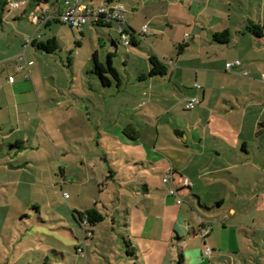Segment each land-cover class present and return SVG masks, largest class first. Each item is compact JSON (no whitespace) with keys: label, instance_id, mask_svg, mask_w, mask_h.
<instances>
[{"label":"crops","instance_id":"crops-1","mask_svg":"<svg viewBox=\"0 0 264 264\" xmlns=\"http://www.w3.org/2000/svg\"><path fill=\"white\" fill-rule=\"evenodd\" d=\"M20 1L0 0V41L7 39V47L14 46L11 56L0 60V98L3 100L0 105L7 110L18 102L39 100L40 96L35 84L30 85L23 80H28L27 76H32L37 71V67L32 64L29 57L36 55L44 57L49 54L30 46L24 48V39L38 35L43 27L48 28L49 33L54 32L56 29L53 25L62 24L55 20L56 13L67 8L66 0L48 2L23 0L21 2H24L25 9L9 8L11 3H20ZM203 1L202 5L196 6L193 10V0H114L112 5L122 6L125 28L133 32L139 46L134 51L126 50L128 54L125 63H128L133 56L140 59V66L136 67L134 63L133 70L125 68L128 75L126 83L116 70L119 75L118 83L106 74L105 76L110 80L109 86L92 83L89 84L88 90L101 92V98L105 99V103L111 102L113 98L118 99L120 107L131 110L134 115L128 114L132 118H120L114 123L110 122L104 130L91 128L89 131L87 124L91 120L87 122L81 118L78 122L83 124L80 129H84L85 132L80 133L81 138L77 137V140L80 138L108 141L107 149H103L104 155L110 157L111 163L110 168L105 169L107 171V174L103 175L105 181L117 180L114 170L118 172L119 169L124 168L117 162V158L113 161L118 165H114L111 158L114 155L112 151L108 153V148L113 142L121 148L116 149L118 157L122 155L123 165H126L125 168L130 174H134L135 167L141 169L140 177H135L134 174L135 178H130V184H136L137 179L141 181L135 185L137 189L127 186L129 190L135 192L137 206L130 208L126 202H123L122 210L112 209L111 211L118 215L112 213L109 216L111 225L108 229L114 232L117 241L120 238L125 250L128 243V247L135 252L132 258L138 264H192V260L185 257L182 247L183 243L190 246L197 238L200 239V248L196 247L194 250L196 255L198 258L201 256L209 260L197 261L195 264L215 263L210 258L211 249L209 255L203 253L204 247H208L206 242L215 232L210 230L205 237L197 236L198 230L204 227V223H208L209 217L205 218L206 222L198 223L194 215L197 213L196 206L207 213L218 212L225 193L230 197L247 195L251 205L257 211L264 212V88L262 87L264 80L261 79L264 75V32L261 38H256L245 30L249 23L264 28V0L257 1V17L251 12L244 14L238 11V14L232 9V3L244 7L246 1L251 6L253 0H226L228 4H223L222 9L211 4L212 0ZM102 5L108 4L105 0H81V8H97ZM12 13L17 14L13 16ZM26 13V18L30 21L33 13H41L43 17V22L39 25L30 22L35 27L34 32L24 30L21 24L14 21L19 17L22 19ZM89 25L97 33L98 45H103L102 48L107 55L112 57V50L118 54L120 43L125 46L120 37L114 39L111 33L105 34L101 29L113 28L118 34L115 22L102 27ZM143 26L147 27V32L144 34L141 33ZM167 26L170 27V31H167ZM174 27L176 31L173 34ZM6 30L8 31L5 32ZM224 30L230 33V42L228 44L214 42L212 34ZM78 32L82 38H85L86 32L89 31L85 25ZM51 37L56 38V36H43L39 40L44 41ZM142 41L145 42L143 47L140 46ZM76 43L80 45L79 42ZM176 44L185 47L181 52H176ZM22 52L23 61L19 62L17 57ZM94 53L98 63L104 64L99 52L94 50L92 54ZM151 55L156 56L166 65L167 72L163 76H149L148 59ZM235 61H239L240 66L230 71L225 69L227 63ZM6 64L8 70L3 67ZM10 70L15 74L14 78L9 75ZM196 84L199 89L195 88ZM165 96L172 103L171 106H163L162 97ZM190 98H196L199 103L195 107L197 111L187 120L183 119L184 124L175 114L177 109L187 110L186 101ZM88 99H91L90 95ZM87 101L92 102L94 106L92 100ZM63 103L61 102V105ZM162 106L164 108H161ZM4 107L0 106V109ZM163 109L164 112L161 113ZM169 114L172 116V122L168 119ZM5 125L7 124L0 123V131ZM46 125L44 121L43 129L48 135ZM187 127L188 131H186ZM166 128L174 129V133H177L174 135L176 138L172 139L173 136H169L168 145L163 143L162 147H158L161 135L167 134ZM23 142L16 141V146L22 145ZM9 155L11 159V154ZM85 155L82 154L79 164L87 169L86 183H78L75 188L88 187L92 193L93 187L99 186L95 182L96 160L93 158L88 162ZM97 155H100L99 159L103 162L101 154ZM13 162L7 163L9 168H14ZM171 170L190 183L189 188L178 191L182 199L179 204L176 198L167 194L170 190L167 185L165 190H162L161 187L153 189L149 184L152 181L150 173L160 174L163 183L166 173ZM127 178L125 175L126 181ZM219 189H223L224 192H220ZM104 207L106 208L105 205ZM91 209L99 212L104 220L105 214L100 212L97 205L84 208L83 214ZM228 212L235 214L234 207ZM73 213L80 217L82 212L73 210ZM73 219L76 223L81 220ZM260 225L258 228L244 229H252L255 234H260L264 232V225ZM62 230L70 233V238L67 239L76 241V245L61 242L59 248L56 247L58 252L50 251L60 256L57 261L64 264L69 262L80 264L79 259L85 260L86 255L80 246L74 227L63 226ZM133 236L138 239L136 244L132 242ZM180 241L183 243L180 244ZM21 248L19 261L23 260L25 264L35 262L34 259L44 263L48 261L46 250L42 251L31 246ZM170 249L173 254H170ZM165 250L169 253L166 257ZM33 252L36 254L34 257L31 256ZM126 255L129 256L128 253ZM179 255H182L180 263L177 262Z\"/></svg>","mask_w":264,"mask_h":264},{"label":"rangeland","instance_id":"rangeland-1","mask_svg":"<svg viewBox=\"0 0 264 264\" xmlns=\"http://www.w3.org/2000/svg\"><path fill=\"white\" fill-rule=\"evenodd\" d=\"M257 1L253 0L251 6L246 1L244 7L238 3H232L233 12L240 11L239 13L244 14L251 12L253 16L257 17ZM193 2V10H195L196 6L202 5L204 1L193 0ZM211 4L222 9L223 4H228V2L212 0ZM25 7L22 5L20 9H25ZM12 14L14 16L17 13ZM26 15L27 13L23 15L22 19L19 17L13 20L21 24L24 30L34 32L35 27L32 25L34 23L29 18L27 19ZM53 26L56 29L54 32L49 33L48 28L43 27L38 35L40 38L56 36L60 49L56 53L44 55V57L36 54L34 57H29L32 64L37 67V71L32 76L28 75V80H23L30 85L31 83L35 84L40 96L39 100L26 103L18 102L8 110L0 105L4 107L0 109V123L7 124L0 131V264H25L23 260L19 261L20 250L24 246L47 251L48 261L46 263L34 259L35 262L29 264H64L57 261L60 256L50 250L59 248L61 242L76 245V241L67 239V237L70 238V233L62 230V227L67 225L70 228L74 227L81 243L80 246L84 249L86 259L80 258V264H138L132 258L135 252L129 247L125 250L120 238L117 241V236L108 229L111 225L109 216L115 213L111 211L112 209L122 210L123 202H126L130 208L137 206L135 192L129 190L127 186L137 189L135 185L141 181L137 179L136 184H130V178L134 174H136L135 177H140L141 169L138 170L135 167L134 174H130L125 168L126 165H123L122 155L118 157L116 149L121 148L113 142L108 148V153L112 151L114 155L111 157L112 161L117 158V162L124 168L119 169L118 172L114 170L117 180L105 181L103 175L107 174L105 169L110 168L109 164L111 163L110 157L104 155L108 141L107 139L103 142L98 139H80L79 134L84 133L85 130L80 129L83 124L78 123L81 118L87 122L91 120L87 124L89 131L91 128L104 130L110 122L114 123L120 118L125 119L134 113L125 107H120L118 99L113 98L111 102L105 103V99L101 98V92L88 90L89 84L102 85L98 76L91 71L93 68L92 53L97 50L104 63L107 56L102 44H99L101 46L99 48L98 35L90 25H86L89 32H86L85 38L80 36L78 30H71L66 25L56 24ZM169 28L167 26V31H170ZM101 29L105 34L111 33L114 39L119 38L113 28ZM175 31L176 27L173 28L172 33L174 34ZM6 40L0 41V60L11 56L13 52L14 46L7 47ZM76 42H79L80 45L77 46ZM106 44L109 45L107 41ZM144 44L145 42L142 41L140 46L143 47ZM175 46L177 52L178 44ZM138 47H125L120 43L118 54L112 50V66L125 83L128 80L125 68L133 70L134 63H136V67L140 66V59L133 56L128 60V63H125L126 54H128L126 50L134 51ZM3 67L8 68L7 64ZM9 75L13 78L15 76L12 70L9 71ZM262 87L264 88V86ZM88 95L91 99H88ZM87 100H92L94 106ZM1 101H3L2 98H0ZM61 102L64 103L61 105ZM162 104L164 107L172 105L166 96L162 97ZM163 106L161 108H164ZM196 111L197 108L192 111L177 109L175 115L183 122V119L187 120ZM163 112L164 109L161 113ZM168 119L172 122L170 114ZM44 121L47 124L48 135L43 129ZM186 131H188V127ZM165 132L167 134L161 135L158 147H162L163 143L168 145L167 137L176 138L174 129L166 128ZM77 137H80L79 140ZM16 141L24 142L22 145L16 146ZM83 153L86 154L85 158L88 162L93 158L96 160V163L94 161L95 182L99 186L93 187L92 193L88 187L75 188L78 183H86L87 169L84 165L79 164ZM99 153L104 159L103 162L99 159L100 155H97ZM9 154H11V159ZM11 161H14L12 163L14 168H9L7 165ZM117 162L113 161V164L118 165ZM125 175L128 177V181L125 180ZM150 177L152 179L149 182L151 188L161 187L162 190H165L167 185L168 189H171L170 183H162L160 174L150 173ZM219 191L221 192L223 189H219ZM243 191L245 192V190ZM177 198L182 202L180 197ZM223 198L218 212L207 213L196 206L197 213L194 215L198 223L206 222L205 218L209 217L208 223H204V227L198 230V237L202 238L201 230L203 228L208 232L210 230L215 232L206 242L208 248L212 250L210 258L215 262L212 264H264V232L255 234L252 229H244L245 227L258 228L261 226L260 224L264 225V212L257 211L249 202L247 195L230 197L225 193ZM236 201L240 203H235ZM92 205H97L100 212L105 214V218L96 227L86 228L81 226V221L84 218L83 211L84 208ZM232 207H234L235 214L228 212ZM73 210L82 212L80 217H77ZM115 215L118 214L115 213ZM73 218L81 220H77L76 223ZM86 230L90 231L92 235L86 236ZM136 240L138 239L133 236V244H136ZM199 240L197 238L190 246L179 242L184 244L182 247L184 255L187 259L189 257L192 260V264L197 261L209 260L201 256L198 258L196 255L194 250L196 247L200 248ZM191 249L192 251H190ZM168 250L164 252L165 257L169 254ZM127 252L129 256L126 255ZM171 253L173 254L172 249H170ZM31 256L34 257L36 254L33 252ZM26 257L28 258V256Z\"/></svg>","mask_w":264,"mask_h":264},{"label":"built area","instance_id":"built-area-1","mask_svg":"<svg viewBox=\"0 0 264 264\" xmlns=\"http://www.w3.org/2000/svg\"><path fill=\"white\" fill-rule=\"evenodd\" d=\"M65 4L67 8L64 11L57 12L55 16V20L62 23L63 25L68 26L71 29L80 30L83 26L90 24L91 22L98 21L100 18L103 19L106 22L112 23L115 22L117 25V32L118 35L122 41V43L125 46H129L130 38L125 31L127 29L125 28V20L123 16V8L122 6L116 4V5H102L97 8H81V0H72V1H65ZM22 5H24V2L20 3H11L9 5V8L11 10L19 9ZM31 21L35 24H40L43 22V17L41 13H33L31 15ZM147 27L143 26L141 28V33H146ZM40 37L39 35H34L32 37H26L24 39V45L23 47H29L34 40H38ZM17 60L19 62L23 61V52L17 57ZM239 61H235L232 63H227L225 65V69L230 71L235 67L240 66ZM21 67L18 68L20 70ZM261 79L264 80V75L261 76ZM196 89H199L200 87L196 84ZM199 101L196 98H190L186 101V109L187 110H193L197 105ZM166 177L163 179V183H170L171 182V189L167 192V194L171 197H174L177 199V204H179L181 201L177 197L178 191L189 188L190 183L187 179L180 177L175 173L174 171H168L166 173ZM81 226L88 227L87 224V218L84 216V218L81 221ZM208 234V231L203 228L201 230V236L205 237ZM92 233L88 230H86V236H90ZM79 252H82L81 249H78ZM211 250L208 247H204L203 253L205 255H209Z\"/></svg>","mask_w":264,"mask_h":264},{"label":"trees","instance_id":"trees-1","mask_svg":"<svg viewBox=\"0 0 264 264\" xmlns=\"http://www.w3.org/2000/svg\"><path fill=\"white\" fill-rule=\"evenodd\" d=\"M44 1L48 2L50 0H44ZM113 1L114 0H105V3L108 5H111ZM90 24L97 26V27L110 25L109 22H106L101 18L98 21L91 22ZM245 30L246 32L250 33L256 38H261L264 32V28H262L261 26L257 24H253V23L247 24V26L245 27ZM125 33H127L130 38L129 46H134V47L138 46L134 38L133 32L130 30L129 31L127 30L125 31ZM212 40L218 44H228L230 42V33L227 30H224L222 32L213 33ZM76 44L77 46H79L78 43ZM30 46L45 54H54L60 49L58 40L53 37L48 38L44 41H41L39 39L34 40ZM184 47H185L184 45H179L177 47L178 51L181 52ZM91 60L93 62V68L91 71L98 76L103 86L107 87L110 85V80L105 76L106 74L109 75L115 82L117 83L119 82V75L112 66L111 55L106 56L104 64L98 63L96 53L92 54ZM148 62L150 65L149 76H163L167 72L166 65L163 64V62L160 61L156 56L151 55L148 59ZM262 126L260 125V127ZM84 216L87 218V224L89 228H93L95 225L103 221V216L94 209L86 211V213H84ZM127 245L128 243H126V249L128 247ZM181 261H182V255H179L177 262L180 263Z\"/></svg>","mask_w":264,"mask_h":264},{"label":"water","instance_id":"water-1","mask_svg":"<svg viewBox=\"0 0 264 264\" xmlns=\"http://www.w3.org/2000/svg\"><path fill=\"white\" fill-rule=\"evenodd\" d=\"M177 133L175 132V135H176ZM179 136H182L181 134H179Z\"/></svg>","mask_w":264,"mask_h":264}]
</instances>
